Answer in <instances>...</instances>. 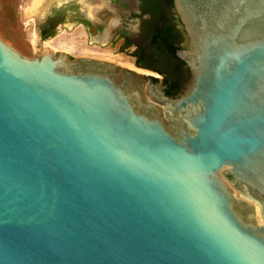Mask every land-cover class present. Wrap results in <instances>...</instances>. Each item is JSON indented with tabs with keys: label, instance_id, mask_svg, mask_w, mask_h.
Listing matches in <instances>:
<instances>
[{
	"label": "water",
	"instance_id": "obj_1",
	"mask_svg": "<svg viewBox=\"0 0 264 264\" xmlns=\"http://www.w3.org/2000/svg\"><path fill=\"white\" fill-rule=\"evenodd\" d=\"M135 1L88 42L134 39ZM174 3L193 71L178 97L51 44L108 0H38L40 55L0 38V264H264V0Z\"/></svg>",
	"mask_w": 264,
	"mask_h": 264
},
{
	"label": "flooded vegetation",
	"instance_id": "obj_2",
	"mask_svg": "<svg viewBox=\"0 0 264 264\" xmlns=\"http://www.w3.org/2000/svg\"><path fill=\"white\" fill-rule=\"evenodd\" d=\"M108 1L109 4L104 8H102L99 12H95L93 16L86 14L82 15L80 13L81 9L78 11L80 14L77 15L76 21H78V23L84 27L85 31L88 34L94 31L96 35H98L105 30V23H106L105 19L108 11L115 10V8L122 7L124 9L128 7L127 5L128 0H108ZM134 3L135 6L131 8L130 15L133 17L135 16L139 19L138 21L139 31L137 33V36L134 39H132L129 37L128 32L125 31L126 30L124 29L125 27H123L122 30L119 33H117L119 38H123V43L120 45L119 50L124 51L125 48H130L131 46L135 47L134 50L139 49L140 46L139 38L147 37L148 34L147 33L148 30L146 27L147 19L151 16V11H153L154 8L175 17L177 21V46L178 44H181V46L178 49L184 48L186 46L183 44L184 40H187V43H189L188 34L185 30L181 17L176 9L174 0H172V2H170L169 0H136ZM73 12H75V10H71L70 8L65 7V8H59L53 13L48 14L45 19L46 23L41 29L42 36H46V34L51 32L54 26L64 22L66 19H69L70 16L73 15ZM116 27L117 26H115V28ZM112 32L113 29L111 33ZM179 32L180 35L182 34V37L179 35ZM96 41H101V40H96ZM176 53H177V58H175V60L177 61V65H178L177 67L179 68L177 72H174V74L166 70L163 67L164 65L160 61L150 59L148 57L142 58L141 60L143 62H147L149 66H140L159 73V76L150 73H148V75L154 76L155 81H158L161 78L162 84L164 86L163 88L166 94L173 97L180 96L187 89L193 77V71L189 66V64L178 55L177 51ZM131 56L135 58V64L136 66H138L137 56L133 54H131ZM170 76H172L173 79L176 80L177 87H172V83L174 80H171Z\"/></svg>",
	"mask_w": 264,
	"mask_h": 264
},
{
	"label": "rangeland",
	"instance_id": "obj_3",
	"mask_svg": "<svg viewBox=\"0 0 264 264\" xmlns=\"http://www.w3.org/2000/svg\"><path fill=\"white\" fill-rule=\"evenodd\" d=\"M36 0H0V38L27 57L41 53V40L37 30L36 20L31 15ZM89 34L83 26L74 27L70 31L58 32L50 41L57 48L69 51L75 55H89L117 61L123 39H112L102 42H88ZM106 42V43H104ZM127 56H130L124 53ZM135 64V58L131 57ZM145 73L158 75L155 71L145 70ZM255 216L259 222H264L262 207L255 203Z\"/></svg>",
	"mask_w": 264,
	"mask_h": 264
},
{
	"label": "trees",
	"instance_id": "obj_4",
	"mask_svg": "<svg viewBox=\"0 0 264 264\" xmlns=\"http://www.w3.org/2000/svg\"><path fill=\"white\" fill-rule=\"evenodd\" d=\"M172 2V0H169ZM147 37H140L139 49L134 50L131 54L137 56L138 66H149L147 62L141 59L148 57L160 61L166 70L170 73L177 72V21L174 16L168 13L153 9L151 16L147 19ZM50 33L46 34V37ZM180 35V32H179ZM182 37V34L180 35ZM171 80H174L170 76ZM172 87H177L176 80L173 81Z\"/></svg>",
	"mask_w": 264,
	"mask_h": 264
},
{
	"label": "bare ground",
	"instance_id": "obj_5",
	"mask_svg": "<svg viewBox=\"0 0 264 264\" xmlns=\"http://www.w3.org/2000/svg\"><path fill=\"white\" fill-rule=\"evenodd\" d=\"M37 1L38 0H36V3H37ZM116 62L121 63V64L126 65V66L131 67V68H134V66H135L132 58L127 56V55H125L124 53L123 54L121 53L119 55V59ZM138 70L139 71H145L144 69H138Z\"/></svg>",
	"mask_w": 264,
	"mask_h": 264
}]
</instances>
